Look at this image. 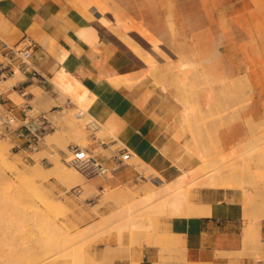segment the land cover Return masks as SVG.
Wrapping results in <instances>:
<instances>
[{"label": "crops", "instance_id": "crops-1", "mask_svg": "<svg viewBox=\"0 0 264 264\" xmlns=\"http://www.w3.org/2000/svg\"><path fill=\"white\" fill-rule=\"evenodd\" d=\"M82 1L0 0V37L11 45L31 46L30 64L36 71L35 75H23L13 87L3 91L0 105L6 112L23 118L29 106L34 107L31 88L37 87L48 99L57 101L64 96L63 104L52 105L50 112L43 111L51 120L49 114L61 112L64 107L77 111L79 106H89L83 109L86 115L92 116L109 133V139L104 141L109 146L120 144L128 148L132 152L130 160L140 158L146 168L154 170L149 178L141 180H155L159 184L172 181L185 170L208 165V155L226 154L249 137L243 119L264 115V67L257 63L264 47L258 43V32L252 31L248 57L243 49L241 30L235 29L230 37L220 26L227 22L238 23L236 13L241 12V0H174L171 3L99 0L108 9L105 17L115 20L116 16L133 30L134 36L129 39L117 34H101L96 43L79 36L78 30L88 25L90 19L102 16L100 7L84 9L80 5ZM171 11L174 15L169 14ZM232 12L233 16L229 14ZM87 13H93L94 18ZM171 23H202L209 25V31L200 33L202 37L195 44L186 38L189 34L186 27L176 36ZM146 43L148 52L157 47L164 52L179 53L182 57L177 64L179 69L183 64L196 69L202 66L210 79V84L197 98L203 109L202 116L188 114L187 109L194 102H183L184 91L174 85L175 74L168 72L164 65L152 70L144 66L148 60L142 44ZM121 77L132 82H125ZM240 77L247 78L251 84L253 98L235 117L233 110L237 103L225 99V87L226 82ZM8 94H16V97ZM222 110H227L232 118L224 116ZM215 111L220 120L211 118ZM204 112L208 114L203 116ZM188 115L193 121H188ZM225 119L227 122H222ZM204 121L210 133L216 135L209 134L211 138H208L209 130ZM187 122H193L194 126L191 123V127L188 126ZM195 125L203 127V132L194 128L191 132L190 128ZM195 139L201 142L197 141L200 149L204 147L202 150H198ZM15 141L19 147L26 145L25 139L17 134ZM42 146L45 143L41 142L39 147ZM210 146L216 147L214 151L220 147L219 152L213 153ZM89 147L100 150L106 145H100L96 138ZM139 173L142 174L129 161L114 176L94 177L92 181L98 187L131 185L139 180L136 178ZM193 201L208 205L211 212L165 220V230L180 235L183 247H169L173 256L163 253L160 245L145 242L135 264H264V219L258 225L245 220L239 206L238 188L198 186L193 188ZM176 238L173 236L172 241ZM112 264L133 263L129 258L118 257Z\"/></svg>", "mask_w": 264, "mask_h": 264}, {"label": "rangeland", "instance_id": "rangeland-1", "mask_svg": "<svg viewBox=\"0 0 264 264\" xmlns=\"http://www.w3.org/2000/svg\"><path fill=\"white\" fill-rule=\"evenodd\" d=\"M165 1L171 3L174 0ZM241 2V12L236 13V16H238V23L234 25L233 23L227 22L220 26L221 30L230 37L233 36V31L235 29L241 30L243 49L246 56L249 57L250 51L248 44L250 43L249 38L252 31L258 32V43H262L264 47V0H241ZM169 14L174 15L172 11ZM229 14L233 16V12ZM87 16L94 18L93 13H87ZM197 19L198 16L196 17V21ZM170 27L172 32L177 34L176 36H178L181 28L186 27L189 33L186 38L193 41L195 44L199 43L198 38L202 37L200 33L209 31V25L202 23L188 25H176L171 23ZM142 47L143 50H146V48H149V44H142ZM157 50L150 52L146 50L145 57L148 61L144 66L152 70L155 69V67L160 68L161 65H164L168 72L175 74L176 80L174 81V85L183 89V102L189 100L194 102L190 110L191 113L197 115L199 111H202L201 107L200 109L197 108L200 106L197 105V98L200 96L205 86L210 84L209 77L205 76V72L200 65L198 66V73L196 76H194V74L191 76L189 75V77L184 75V71L180 70L177 65L182 58L179 53L164 52L160 49ZM261 53L262 55L261 57L259 56L257 63L264 67V50L261 51ZM192 76H194V78L189 79ZM22 78L23 75H20V78L18 75L16 82ZM237 81L239 84H245L246 87L243 88L244 86L242 87V84L241 87H239L240 85H235L233 82H231V85L230 82H226L227 88L225 87L230 91V93H228L225 89V99L237 103L235 108L237 106L236 110L238 111L234 108L236 115L244 111L253 98V91L249 89L251 84L248 81L246 82L243 78H239ZM234 86L236 88H234ZM11 87V85L7 84L0 90L3 92ZM239 88L243 91H240ZM31 91L35 96L32 101L34 104L33 111L50 112L52 105L57 103L63 104L65 100L62 95L57 101L48 99L46 93L39 87L31 88ZM10 96L13 97L11 94ZM242 102L246 103L243 104ZM79 109H81V106H79ZM75 111V109L64 107L61 112L55 111L49 114L56 126L55 129L52 130H56V139H54L51 144H46L42 141L45 143V146L39 147L37 150L29 149L25 146L19 147L15 141L16 134L4 130L0 121V142L6 140L8 143L10 142L8 153L9 162L7 164L0 162V211L2 202L1 197L9 186V183L12 186V193L17 199L18 204V207L12 210L13 214L11 218L14 223L10 224V232H7L10 234L11 239L10 241L0 240V264H112L113 260L118 257L129 258L132 260V263L135 264V261L139 257L141 246L145 242L160 245L163 249V253L165 252L168 253V255H173L169 252V247L182 248L183 244L181 243L180 235L165 230V220L179 215H175L167 207L160 206V201L162 200L161 194L144 197L147 192L156 190L159 186H162V184L156 185L151 180L145 182L139 179L131 185L123 184L114 187L105 185L103 187H98L93 184L94 187H90L88 183H93V178H87L78 171V169L63 160V151L68 152V146L71 143L79 144L84 147L94 143L96 138L103 140L109 139L108 133L106 132L104 135L100 127L94 131L95 137H93V132L87 126V122L93 117L87 115L78 118L74 115ZM6 113V110L0 105V115ZM214 117L215 115H211V118ZM249 119H251V123L247 122ZM243 120L248 128L249 137L235 147V151H233V148L232 151L226 153L228 155L230 154L229 156L226 155V158L228 157L227 159L224 157L225 155L223 156L220 154L226 160L221 158L220 155L217 157L218 160L216 159L217 164L222 166L223 171V177L220 180L225 182V187L239 189L241 203L244 190L239 187L241 182L240 167L243 163V166H247L254 161H248L251 151H249V149L247 150L246 147H252L257 143H260L261 147L264 146V115L259 117L249 116ZM252 122H255L254 125H256V128L253 126ZM13 124L17 125V122ZM249 125H252L254 128ZM74 127L80 131H75L73 129ZM190 131L193 132L192 128H190ZM256 131L258 133L253 134ZM115 146L116 145L112 147L114 148ZM238 148L241 149L239 150ZM245 149L248 151L249 156ZM100 151L108 153V150L100 149ZM233 155L235 156L233 157ZM245 156H247L248 159ZM17 158L19 159L21 169L30 168L33 164L40 162L46 168L43 175L36 179L17 176L11 169L12 162L17 161ZM129 161L144 175L148 176L154 171L153 169L146 168L145 164L139 158L129 159ZM55 164L75 169L79 173V179H76H78L80 184L60 181L57 173L54 172L52 168ZM211 167L210 164L200 167V174ZM164 184H166V182H164ZM259 184L256 187H254L255 185L252 187L255 188V191L258 190V195H261L259 198H262L264 195V186H261L262 182ZM189 185L190 198L193 201V188L198 187V185H193L192 182L189 183ZM251 188L250 186L247 187V189ZM118 189L125 190V196L120 199L114 195V192ZM255 191H253L254 195L256 194ZM258 195H255V197ZM136 201H141L140 204L136 205L137 207L135 208L137 209H130V206ZM129 211H135L132 213L140 215L141 225L138 227L131 226L124 228L122 232L123 239L120 242L116 224L126 221L129 217ZM253 211H248L246 213L244 211V218L251 223V225H258L260 221L264 219V216L259 215L260 211L257 212L256 210L257 213H255V209H253ZM54 227L57 228L55 229ZM63 234L69 237L71 236L70 238L72 240L62 251L50 250L41 240H45L47 237L59 239ZM173 236L177 237L175 241H172ZM19 250L23 253H18ZM176 254L178 257L179 251H177Z\"/></svg>", "mask_w": 264, "mask_h": 264}, {"label": "bare ground", "instance_id": "bare-ground-1", "mask_svg": "<svg viewBox=\"0 0 264 264\" xmlns=\"http://www.w3.org/2000/svg\"><path fill=\"white\" fill-rule=\"evenodd\" d=\"M80 5L84 9H89V10H92L93 7L98 6V7H100V13L102 14V16L99 17V18L90 19V23L88 25L82 26L78 30V35L81 36L82 38L86 39L87 41H89V43H94V42L96 43V41L99 38V35H101V34L102 35H105V34H117V37H124L125 36V37H127L129 39L134 36L133 30L125 22H123L122 20L118 19L116 16H115V20H111V19L105 17V13L108 11V9L106 7H104V6H102V3H100L99 0H83L82 2H80ZM156 49H158V48L157 47H153V48H151V50H149V52L150 51H153V50L156 51ZM180 70L184 71V75H186L188 77H189V75L191 76L193 74H194V76H196L197 73H198V71H197L196 68L187 67L185 64L182 65V68ZM18 75H19V78H20V75L21 74H20V72H17L15 75L10 76L7 79H4L3 81H1V83H0V89H2V87H4L7 84L8 85H11V86L14 85L16 83V79H18ZM194 76L190 77L189 79L194 78ZM121 78L125 82H129V83L132 82V80H130V79H124V77H121ZM183 78H185V77H183ZM240 78H243L247 82V78H245V77H240ZM238 80H239V78H238ZM240 81H241V79H240ZM187 82H185V83H187ZM191 82H193V81H191ZM231 82H233V84H234L235 82H237V80H233ZM231 82H230V85L232 84ZM243 83H244V81H243ZM241 84L242 83H240V84L237 83L238 86L240 85L239 87H241ZM230 85H229V87H230ZM235 85H236V83H235ZM242 87L245 88L246 87L245 84H242ZM234 88H236V87L234 86ZM226 90L228 91V89H226ZM234 90H236V89H234ZM239 90H240V88H239ZM227 91H226V93H227ZM240 91H243V90H240ZM0 92H1V90H0ZM228 93H230V91H228ZM235 94H236V92H235ZM11 95H13V97L10 96V95L9 96L12 97V98H15L16 97V94H11ZM230 95H232V94H230ZM244 103H246V102H244ZM197 105H200V104L197 103ZM224 105L227 106V103H225ZM88 107L89 106H84V108H81V109L82 110L83 109L86 110V109H88ZM200 107H201V105L198 106L197 108L200 109ZM236 108H237V106H236ZM236 108H235V110H236ZM188 111L191 113L190 108L188 109ZM196 111H198V110H196ZM226 111L227 110L223 111V112H225L224 113L225 115L224 114L223 115L224 116H228V118H229L230 115H227L228 114V111L227 112ZM236 111H238V110H236ZM189 112H188V114H189ZM215 113H216V111L214 112L213 115H215ZM197 114H199V115L201 114V116H202V111H199V113H197ZM206 114H208V112H206L203 116H205ZM223 115L221 117H224ZM237 115L235 117H237ZM215 117H216V115H215ZM190 118H192V117L189 116L188 121L189 120L190 121H193V119H190ZM200 118H205V117H200ZM216 118H218V117H216ZM224 118H226V117H224ZM207 119H208V117H207ZM202 120H201V123H202ZM218 120H220V119L218 118ZM249 121H247V122L248 123H251V119H249ZM220 122H219V124H221ZM222 122H227V120L225 119V121L223 120ZM190 123H191V125L194 126L193 122H187V125L190 126ZM203 123L205 124L206 121H204ZM216 123H217V121H216ZM196 124H197V122H196ZM214 124H215V122H214ZM252 124L256 128V125H254L255 122L254 123L252 122ZM215 125H218V124H215ZM99 126H100V129L104 132L103 133L104 135L106 134V132L108 133V131L104 127H102L101 125H99ZM193 126H192V129L193 128L194 129H198V130L200 129V127H198L199 125H195L196 127H193ZM200 126H202V125H200ZM205 126H206V124H205ZM249 126H252V125H249ZM210 127L214 128V125L213 126H210ZM202 128L200 129L201 131L199 130L201 133L203 132L202 131L203 130ZM206 128H207V126H206ZM212 128H211V130H212ZM73 129L75 131H77V132L80 131L79 129H77L75 127ZM207 129L209 130L210 128H207ZM250 131L253 132L252 130H250ZM257 131L254 132L253 134H257L258 133ZM207 133H208V138L210 137L211 134H213V133H210V130ZM196 134H197V136H199V134L197 132H196ZM204 134L206 135L205 132H204ZM55 135H56V131L53 132V133H47L44 136L45 143L51 144V142H53L54 139H56L55 138L56 137ZM214 135H216V134H213V136ZM258 135H260V134H258ZM201 138H202V136H201ZM215 138H216V136H215ZM195 140H196V143H197L198 140L197 139H195ZM198 142L201 144L200 141H198ZM9 143L7 142V140L0 142V162L3 163V164H7L9 162V157H8L9 147H10ZM196 145L199 147L198 143ZM202 145H204V144H202ZM209 145L210 144L205 145V146H209ZM197 146H196V148H197ZM211 147L212 146H210V148L209 147L208 148L211 149V150L216 148V147H214V148H211ZM247 147H246V149L247 150L249 149V151H251V153H250V156H249L248 151L245 149L247 151V152L246 151L245 152L248 153L249 159L247 158V156H245V157L248 159V161L254 160V161H252V164H253V162H254V164L252 165L250 163L249 164L247 163L248 164L247 166L246 165L243 166L244 163L242 161V163H243L242 166L243 167L242 166H241L242 168L240 167V169H241L240 170L241 171L240 172V174H241V182H240V186L239 187L244 190V193H243L242 203L239 206H240V209L242 210L243 213H244V211L246 213L248 211H253V209H255V213H257L258 211H260L261 214L259 213V215H263L264 216V195H263L262 198H259V196H261V195H258V192H257L258 190L255 191V188H254V187H256L261 182H262L261 186L262 185L264 186V184H263V181H264V146L261 147L260 146V143H257L255 145H253L252 147L251 146L248 147V148ZM200 148L201 147H199L198 150H202L204 147L202 149H200ZM217 149H218V151L217 150L216 151L212 150L213 153L219 152L220 147L217 148ZM204 151L200 152V153H202V155L200 153L199 154L201 156H203V152ZM230 151H232V150H230ZM233 151H235V147H234V150ZM205 152L207 153L209 151L206 150ZM228 152H229V150L227 151V153ZM210 153H212V152H210ZM232 154H233V152H232ZM215 155L216 156H219V154H215ZM215 155H212V156H215ZM222 155L223 156L225 155L224 157L226 158V155L229 156L230 154L228 155V154H225V153L223 154L222 153ZM212 156H209L208 155V157H210L209 158V161H208V164H210V166H212V167L209 168L207 171L204 170V172L200 174V171L201 170L199 168L194 169L192 171H186L185 170L180 175H178L175 179H173L172 181L170 180L169 182H166V184L162 183V186H159L156 190H150L149 192H147V194H145L144 197H150V196H154L156 194H161L162 200L160 201V206L161 207H167V208H169L172 213H174L175 215H179V216H184V215L185 216H189V215H199L200 216V214H208V213H210L211 212L210 211L211 208L208 205H203L202 203L201 204L200 203L198 204V203L193 202L191 200V198H190V185H189V183L192 182L193 185H196L197 184L198 186H221V187H225V182L223 180H220L223 177L222 166L219 165V164H217V162L215 160V158L217 159V157L216 156L213 157L214 158V161H213ZM234 156L235 155H233V157ZM220 157L221 158H224L221 155H220ZM220 160H223V159H220ZM245 162H247V161H245ZM52 168L54 169L53 171L57 173V176H58V178H59L60 181H63V182H67L68 181L70 183L72 182L73 184H80V182L78 181V179H79L78 178L79 173L75 169L70 168V167H67V166H64V165L61 166L59 164L53 165ZM11 169L17 174V176L29 177V178L36 179V178L41 177L43 175V172H44V170L46 168L40 162H37V163L33 164L30 168L21 169L20 168V165H19V159L17 158V161L12 162ZM76 178H78V179H76ZM191 178H193V179H191ZM151 181L154 184L159 185V183H157V181H155V180H151ZM88 185L90 187H94L93 183H91V182H89ZM248 185L250 186V188L253 185H255L254 187H252L254 190L252 188H251L252 190L251 189H247V187H249ZM253 191H255L256 192L255 195H258V196L255 197V195L253 194ZM114 195L118 199H120V198H122V197L125 196V190L118 189V190H116V192H114ZM1 200H2V202H1V211H0V222H1L0 223V240L10 241V239H11L10 238V234H8L7 232H10V229H11L10 228V224H13L14 223V221L11 218V216L13 214V211L12 210L18 207L17 199L14 197V195L12 193V186H11L10 183H9V186L6 188V190L3 192V196L1 197ZM140 202L141 201L134 202L130 206V209H133V210L135 209L136 210L137 208H135V207H137L136 205L140 204ZM221 209H223V208L221 207ZM256 210H257V212H256ZM132 212H135V211H129L128 212V216L129 217H128V219L126 221L120 222V223L118 222L119 224H116V229H117V232L119 233L118 234V238L120 239L119 240L120 242L123 239L122 238V234H123L122 232H123V229L124 228L131 227V226L132 227H138L139 225H141V223H140V215H135L136 213L133 214ZM54 228L56 229L57 227H54ZM70 237L67 236L66 234H63V236H61L59 239H53V238L47 237L45 240L44 239H41V240L44 242V244H46L49 247L50 250L62 251L64 248H66L68 246V243H70V241L72 240ZM18 253L21 254L23 252H21L19 250Z\"/></svg>", "mask_w": 264, "mask_h": 264}, {"label": "built area", "instance_id": "built-area-1", "mask_svg": "<svg viewBox=\"0 0 264 264\" xmlns=\"http://www.w3.org/2000/svg\"><path fill=\"white\" fill-rule=\"evenodd\" d=\"M31 53V46L11 45L0 37V83L17 72H20L21 75H35L36 71L30 64ZM2 94L3 92L1 91L0 104ZM33 110L34 107L29 106L21 119L7 112L0 115V121L4 130L13 132L25 139V147L37 150L43 141L44 135L54 130L56 126L45 112ZM74 115L78 118L87 116L82 109L75 111ZM14 122H17V125H14ZM87 126L93 132V137H95L94 131L99 128L98 122L92 118L87 122ZM97 140H99L100 145H106V148L102 149L108 150V153H103L89 146L83 147L79 144H70L68 152L63 151V160L76 167L89 179L94 177H112L119 169L129 164L132 152L128 148L120 144L113 148L112 146L114 145L109 146L107 142L100 138H97ZM136 178L147 179L149 175L139 173Z\"/></svg>", "mask_w": 264, "mask_h": 264}]
</instances>
